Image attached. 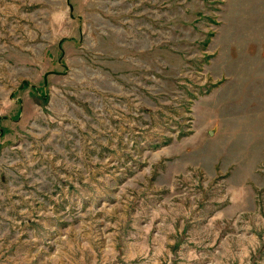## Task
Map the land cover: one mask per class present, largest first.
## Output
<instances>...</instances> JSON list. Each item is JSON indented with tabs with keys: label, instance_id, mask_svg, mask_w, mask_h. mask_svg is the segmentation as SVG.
Instances as JSON below:
<instances>
[{
	"label": "rangeland",
	"instance_id": "1",
	"mask_svg": "<svg viewBox=\"0 0 264 264\" xmlns=\"http://www.w3.org/2000/svg\"><path fill=\"white\" fill-rule=\"evenodd\" d=\"M248 3L0 0V264H264L263 160L195 120Z\"/></svg>",
	"mask_w": 264,
	"mask_h": 264
},
{
	"label": "crops",
	"instance_id": "2",
	"mask_svg": "<svg viewBox=\"0 0 264 264\" xmlns=\"http://www.w3.org/2000/svg\"><path fill=\"white\" fill-rule=\"evenodd\" d=\"M247 1L250 11L255 6L260 8L261 20L248 18L239 29L232 25L227 31L223 29L224 22L219 25L211 61L218 84L210 95L197 101L195 120L199 121L201 134L209 139L217 135L226 139L227 134L233 145L251 140L246 148L254 147L252 156L257 158H249L245 153L234 161L249 159L253 166L251 159L263 160L264 164V0ZM238 114L251 121L258 119L256 135H245L244 126L236 127Z\"/></svg>",
	"mask_w": 264,
	"mask_h": 264
}]
</instances>
